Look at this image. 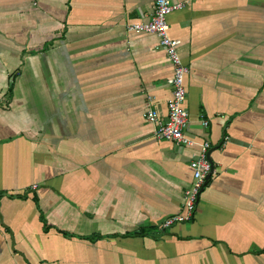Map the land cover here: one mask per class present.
Masks as SVG:
<instances>
[{"label": "crops", "instance_id": "1", "mask_svg": "<svg viewBox=\"0 0 264 264\" xmlns=\"http://www.w3.org/2000/svg\"><path fill=\"white\" fill-rule=\"evenodd\" d=\"M175 1L189 146L144 117L172 65L127 25L155 0H0V264H264V0Z\"/></svg>", "mask_w": 264, "mask_h": 264}, {"label": "built area", "instance_id": "2", "mask_svg": "<svg viewBox=\"0 0 264 264\" xmlns=\"http://www.w3.org/2000/svg\"><path fill=\"white\" fill-rule=\"evenodd\" d=\"M183 6V3L175 0H155L151 18L146 22L128 24L127 30L156 35L159 39V47L165 51L172 65V74L167 80L171 89V97L167 102L165 114L160 116L152 110L144 114L145 119L154 126V138L159 141L173 142L179 146H189L192 141L185 132L189 123V113L184 108L187 95L184 78L188 73V67L182 63L178 53L180 41L172 39L169 35L168 23V16L174 11L182 9ZM203 125L207 127L208 122L204 120ZM209 149L210 144L203 142L192 160L193 181L183 194L184 211L166 219L162 227L167 228L176 223L190 222L193 219L205 179L213 172L208 161Z\"/></svg>", "mask_w": 264, "mask_h": 264}, {"label": "water", "instance_id": "3", "mask_svg": "<svg viewBox=\"0 0 264 264\" xmlns=\"http://www.w3.org/2000/svg\"><path fill=\"white\" fill-rule=\"evenodd\" d=\"M208 161H209V163L211 164V168H212V171H213V163H212V160L210 159L209 153H208ZM211 175H212V172H211L209 175H207L202 190L204 189L205 185L208 183V181H209ZM202 190H201V192H202Z\"/></svg>", "mask_w": 264, "mask_h": 264}, {"label": "trees", "instance_id": "4", "mask_svg": "<svg viewBox=\"0 0 264 264\" xmlns=\"http://www.w3.org/2000/svg\"><path fill=\"white\" fill-rule=\"evenodd\" d=\"M143 232H141L140 234H142Z\"/></svg>", "mask_w": 264, "mask_h": 264}]
</instances>
